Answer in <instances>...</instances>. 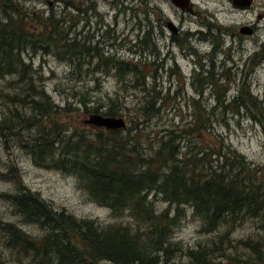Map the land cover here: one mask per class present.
Returning <instances> with one entry per match:
<instances>
[{"label":"trees","instance_id":"1","mask_svg":"<svg viewBox=\"0 0 264 264\" xmlns=\"http://www.w3.org/2000/svg\"><path fill=\"white\" fill-rule=\"evenodd\" d=\"M0 8L6 13L0 17V78L13 77L7 82L11 93L0 91V97L12 107L0 122V132L4 131L8 138H21L22 130H30L25 147L36 166L75 177L88 198L107 208L112 217L126 213L130 218L126 223L101 224L78 219L63 209L57 211L37 193L23 188L13 194L0 193V198L9 199L26 222L37 224L44 233L41 238L28 239L21 230L5 224L7 243L12 248L17 246L18 252L32 253L33 259L47 264H98L102 260L113 264H177L174 252L181 248L170 237L188 207L199 222L200 234L206 237L183 251L190 263L264 264L263 167L252 165L221 141L206 142L205 147L193 153L180 151L181 137H188L186 144L192 139L203 142L204 134L209 133V114L204 117L195 112L180 128L163 129L147 150L143 148V135L138 131L131 133L140 130V121L125 129L92 127L82 122L90 127V135L76 128L62 133L65 124L59 125L48 117L54 106L38 87L40 75L23 59L24 54L51 55L72 71L93 63V71L108 74L113 70L122 85L134 89L138 86L144 90L146 76L132 60L113 54L101 56L98 46L75 42L74 37L61 30L59 22L64 19L56 18L53 12L48 17L51 27L38 30L28 25L23 17L28 12L13 0H1ZM127 74L130 78L125 80ZM209 82L197 76L191 80L199 95ZM224 89H211L217 93V106L223 111ZM104 97L105 104L99 102L103 97L92 101L81 92L70 96L87 115L121 116L116 108L118 97ZM91 101L94 104L89 106ZM154 103L155 100L146 101L145 107H139V115L143 111L154 115ZM230 103L231 107L234 104V113L242 107L249 117L262 124L264 107L247 89L241 90ZM69 105L65 103L64 111ZM217 106L211 108L210 114ZM247 106L254 108L259 118ZM18 107L29 110L26 118L20 115ZM43 118L47 119L45 125ZM158 201L168 206L158 211ZM253 221L257 231L242 238L232 236L235 229Z\"/></svg>","mask_w":264,"mask_h":264},{"label":"rangeland","instance_id":"2","mask_svg":"<svg viewBox=\"0 0 264 264\" xmlns=\"http://www.w3.org/2000/svg\"><path fill=\"white\" fill-rule=\"evenodd\" d=\"M13 1L22 11L28 12L23 17L29 26L38 30H42L43 26L51 27L48 17L53 12L56 18L64 19V22H59L61 30L74 37L75 42L94 45L99 40L101 56L113 54L116 58L132 60L140 65L141 72L146 76L144 90L138 86L134 89L122 85L113 70L108 74L101 70L93 71V63L72 71L65 62L51 55L41 56L38 53L30 57L24 54L23 59L40 75L38 87L56 106V111L53 107L48 117L59 125L65 124L62 133L67 134L76 128L91 134L90 127L82 123L87 113H83L70 98L73 92H81L92 101L103 97L99 102L104 104L105 95L116 96L117 114L125 120L124 129L137 121L142 123L138 125L140 130H132L131 133L138 131L143 135L145 150L154 145L163 129L180 128L188 122L192 113L199 112L204 117L209 114V133L204 134L203 142L192 139L186 144L188 137H181L180 151L193 153L205 147L206 142L221 141L242 154L252 165L264 169V119L261 124L249 117L242 107L236 114L232 109L234 104L232 107L228 105L245 88L264 107V19L256 17L264 8V0H254L252 7L245 11L232 10L224 0H192L193 14L174 9L168 0ZM4 15L6 13L0 8V17ZM165 21L172 22L178 29L173 39ZM239 23L255 24L254 34L239 33ZM210 61L214 64L211 65ZM195 76L210 80V84H203L202 95L194 90L193 86L197 85L191 84ZM12 78H0V91L11 93L7 82ZM129 78L130 74L124 76L125 80ZM214 86L225 88L224 111L217 106V93L211 91ZM149 100H155L151 107L156 113L150 116L143 111L139 115V107H145ZM92 101L89 106L94 104ZM66 102L70 105L64 111ZM213 106L217 107L214 114H210ZM247 107L255 118H259L254 108ZM10 110L12 107L6 99L0 97V122L7 118ZM19 110L20 115L26 118L29 110L18 107ZM46 120L42 119L44 125ZM29 134L30 130H22L21 138H8L4 136V131L0 132L1 194H13L23 188L37 193L57 211L63 209L78 219L95 220L101 224L130 221L126 213L119 218L112 217L107 208L91 201L79 188L75 177L36 166L26 152ZM167 206L164 202L155 203L158 211ZM14 208L9 199L0 198V264H47L33 259L32 253L18 252L17 246L12 248L7 243L5 224L21 230L28 239L35 240L44 234L37 224L26 222ZM171 209L170 213L173 212ZM195 219L186 207L185 216L182 215L173 229L170 240L181 248V251L174 252L177 264H192L183 251L206 238L200 234L199 222ZM255 226V221L247 222L235 229L232 236L245 237L256 230ZM98 264L113 263L102 260Z\"/></svg>","mask_w":264,"mask_h":264},{"label":"water","instance_id":"3","mask_svg":"<svg viewBox=\"0 0 264 264\" xmlns=\"http://www.w3.org/2000/svg\"><path fill=\"white\" fill-rule=\"evenodd\" d=\"M171 4L181 10L187 9L189 0H169ZM234 7L246 9L250 5L251 0H229ZM241 1V3H240ZM264 17V13H263ZM167 28L171 32H175L177 28L172 22L167 21ZM240 33L250 34V30L247 27H241ZM83 123L92 127H102L105 129H119L125 127V121L121 116H106L99 113H91L87 115V118L83 119Z\"/></svg>","mask_w":264,"mask_h":264},{"label":"flooded vegetation","instance_id":"4","mask_svg":"<svg viewBox=\"0 0 264 264\" xmlns=\"http://www.w3.org/2000/svg\"><path fill=\"white\" fill-rule=\"evenodd\" d=\"M169 1V0H168ZM224 1H226L227 3H229L230 4V6H231V9L232 10H234V11H245V10H248V9H250L252 6V2L254 1V0H251L250 1V5H249V7H247L246 9H242V8H238V7H234L233 5H232V3L229 1V0H224ZM170 2V1H169ZM171 3V2H170ZM240 3H241V1H240ZM193 5H194V3L192 2V0H189V2H188V7H187V9H183V10H181V9H179V8H177V7H175V6H173L174 7V9H179L180 10V12H187V13H191V14H193L194 12H195V10L193 9ZM79 11H81L80 9H78ZM263 13H264V8H263V10L261 11V13H258L257 15H256V17H257V19H264V17H263ZM166 23H167V21H165V25H166ZM241 27H247V29H249L250 30V34H248V35H253L254 34V31H255V28H256V25L255 24H243V23H239L238 24V32H239V29L241 28ZM172 34H171V39H173V36L175 35V34H177L178 33V29L175 31V32H171ZM240 33V32H239ZM242 34H245V33H242ZM88 38H89V36H88ZM102 40V39H101ZM98 43H99V40L98 41H96L95 42V44L94 45H96V46H98ZM210 64L211 65H213L214 64V62H212V61H210Z\"/></svg>","mask_w":264,"mask_h":264}]
</instances>
